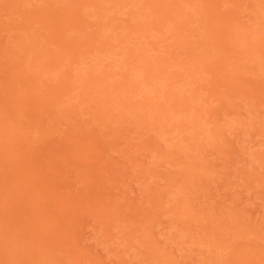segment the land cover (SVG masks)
Listing matches in <instances>:
<instances>
[{
	"label": "rangeland",
	"instance_id": "rangeland-1",
	"mask_svg": "<svg viewBox=\"0 0 264 264\" xmlns=\"http://www.w3.org/2000/svg\"><path fill=\"white\" fill-rule=\"evenodd\" d=\"M0 264H264V0H0Z\"/></svg>",
	"mask_w": 264,
	"mask_h": 264
}]
</instances>
